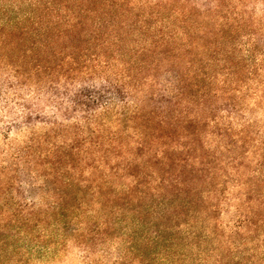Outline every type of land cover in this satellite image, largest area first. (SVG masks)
<instances>
[{
    "label": "rangeland",
    "instance_id": "374dc122",
    "mask_svg": "<svg viewBox=\"0 0 264 264\" xmlns=\"http://www.w3.org/2000/svg\"><path fill=\"white\" fill-rule=\"evenodd\" d=\"M141 61L159 65L133 78ZM7 64L59 84L55 102L99 92L102 101L89 111L97 115L108 100L107 80L147 91L155 90L151 78L166 86L181 72L185 81L183 102L166 122L152 123L157 131L143 123L153 150H166L165 168L141 147L130 148L141 163L130 168L115 141L97 149L107 162L100 176L118 174L121 187L105 208L90 187L92 159L44 158L10 178L0 171V264H86L84 256L112 264L119 254L115 264H263L264 0H0V72ZM42 104L46 115L55 105ZM119 104L99 115V131L74 137L130 142ZM162 104H151L157 119ZM45 114L31 116L32 123L43 126ZM66 114L79 111L69 104ZM81 170L89 181L77 197L68 195L61 213L39 212L30 222L31 202L43 196L50 204L62 181ZM240 183L257 190L242 195ZM239 212L248 215L250 231L230 238L224 225Z\"/></svg>",
    "mask_w": 264,
    "mask_h": 264
},
{
    "label": "trees",
    "instance_id": "16d2710c",
    "mask_svg": "<svg viewBox=\"0 0 264 264\" xmlns=\"http://www.w3.org/2000/svg\"><path fill=\"white\" fill-rule=\"evenodd\" d=\"M9 28L11 31L16 30L14 26H9ZM22 33L25 32L22 31ZM26 33H28V31H26ZM158 65L155 66V63L153 62L141 61L136 66V73L133 78L137 76V74H142L144 71H154L156 67L158 68ZM19 68V65L12 68V64H7V66L3 67L0 72V171L4 172L8 178L12 177L13 173L17 172L18 168L23 169V164H25V166L32 164L39 165V162L43 161L44 158L45 160H48L46 163H52L51 160H55L56 158L59 160L58 162L61 161V164L65 162L62 160L66 159L70 161L75 156L78 157L79 162H86L87 160L92 159L97 165L92 167L94 171L91 170V174H89L92 176L90 187L93 189V195L98 204L103 205L102 208H105L106 205H108V202L113 199V196H116V194L120 192L121 187L114 184V178L119 177L118 174L108 173L106 179L102 176L103 174L100 176L105 170L107 162L102 160L101 157L95 153L96 151L99 152V150H102L104 145L112 146V142L115 141L117 144H115V146L120 147V149L122 148L125 152L124 158L127 162V168L141 164L137 158L132 155V151H130V148H134L135 146L138 148L141 147V150L145 152L146 156L153 157L154 159L156 158L163 168L166 167V150H161V148L159 150H153L152 143L150 142V139H148L147 132L143 128V123L145 121L151 122V126L145 127V129H155L157 131L152 123L161 127L162 124L166 122L168 118L167 115L171 114L176 109L175 107L183 102L181 94H183V83L185 79L181 72H177L172 78V81L168 80L166 86L161 84L160 86L155 78H151V84L149 87L155 86V90L149 91L142 88H136V84H134L133 87L126 85V83H123L124 81L119 78L115 79L116 85H114V81L107 80V84L104 86V92L106 93L105 97L108 98V100L104 101V104L101 106L102 110L97 115L94 113L92 114L89 111L93 109L90 104L91 102L95 103L96 101H102L99 92H95L94 95L90 96L77 93V95H74L70 101L59 102V100H57L60 103L59 104L53 100L55 93L56 96L59 97V94H57L58 91H56L59 89V87H57L59 84L55 86L52 84V81H44L45 83H41L32 77L27 78ZM115 86L118 88V94L115 93ZM107 94L110 97H107ZM256 95V97H259L258 94ZM43 101L55 103V105L52 106L53 110L50 114H45L46 110L44 109L48 106L42 104ZM161 101L164 103L162 104L163 115L161 118H159L158 115L157 119L155 118V109L152 110L150 107L152 103H160ZM119 102L121 103L119 105L122 107V111H120L119 114L120 116H123L121 121H125L124 128L126 129L123 130H126V132L124 133L121 129H119L118 132L121 131L124 133L123 135L130 138V142H126V138L123 139L122 136H118L117 139L109 142H95L85 139L78 140L74 137L77 135L78 131L83 132L84 130L91 129L99 131L100 123L96 122L99 115L102 112L109 110L110 107L118 105ZM69 104L74 107V111H79L78 116H71L72 119L66 116ZM37 114H45L46 117H48V120L43 121V126L41 127H36V124L32 123L31 116ZM3 117L13 119L12 123L10 122V119L8 121L9 123L6 124ZM15 121H17L18 124ZM180 128L181 131H185L184 127L181 125ZM12 133L15 135L13 138L10 137V134ZM149 143L151 144L148 146ZM98 148L100 149L97 150ZM80 151H83L84 156L79 155ZM113 159H116V156H114ZM81 171L82 172H79V174H76L77 171H75L73 176L66 177V180L62 181L61 187H65L61 188V193L63 195L61 193L59 195L56 194V198H52L53 200L50 204H45L43 196H40L36 202L35 200L31 202L30 207L31 209L33 208V211L29 213L30 222L34 220V217L37 216L39 212L46 216L61 213L64 208L62 203H64L66 197H68V195H73V197L76 198L85 182L89 181L86 175H83L84 170ZM95 172L98 174L96 175ZM42 181L45 183V180ZM260 184L264 185V179H260ZM29 185H31V187L41 186V184L37 185L36 182L31 181L29 182ZM238 186L241 189L242 195L257 190L256 186H247L246 183H240ZM261 200L264 204V196H262ZM236 210L239 211V209ZM236 217L238 218L233 219V225H224L225 228L228 229V237L230 238L239 233H247L250 231V224L248 222L250 219L248 215L243 216V213L239 212L236 213ZM204 227L208 230L206 224ZM82 230L84 231V228H82ZM82 235H84V233ZM208 235L209 234H205V237ZM246 243L247 240L240 242L238 245H245ZM41 249L43 255L47 257L46 260H48V257H50V250L46 249L45 246ZM119 255L120 256L115 257L112 264H115L118 259H122L124 256L122 254ZM85 257L87 259L86 264H94L93 260L88 259L89 256H84V258ZM180 259H183L181 261H185L186 255H180L179 260ZM200 261H202V259H200ZM174 263L175 261H172V264ZM262 263L264 264V261Z\"/></svg>",
    "mask_w": 264,
    "mask_h": 264
}]
</instances>
